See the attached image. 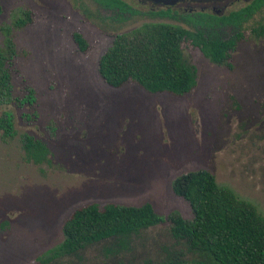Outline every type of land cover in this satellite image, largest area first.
<instances>
[{"label": "rangeland", "instance_id": "374dc122", "mask_svg": "<svg viewBox=\"0 0 264 264\" xmlns=\"http://www.w3.org/2000/svg\"><path fill=\"white\" fill-rule=\"evenodd\" d=\"M123 1L130 10L121 19L93 0H0V48L8 38L13 49L10 95L0 115L11 113L14 131L0 136V264H37L62 239L63 219L88 202H148L162 217L175 210L189 218L188 205L170 183L198 168L264 215V35L249 31L264 19V7L242 24L230 66L211 62L183 40L182 56L195 69V85L173 95L132 83L108 86L97 72L98 57L113 34L144 22L199 27L184 14L210 13L211 5L181 3L162 17L152 12L164 6ZM247 1L213 6L222 5L221 14ZM74 31L86 41L84 51L72 40ZM28 87L33 102L19 104ZM25 133L46 146V161L26 158ZM171 243L163 222L134 236L117 255L104 254L95 243L52 264L154 262Z\"/></svg>", "mask_w": 264, "mask_h": 264}, {"label": "trees", "instance_id": "16d2710c", "mask_svg": "<svg viewBox=\"0 0 264 264\" xmlns=\"http://www.w3.org/2000/svg\"><path fill=\"white\" fill-rule=\"evenodd\" d=\"M93 1L121 19L130 10L123 0ZM263 7L264 0H248L227 13H186L183 18L187 23L199 26L192 30L154 21L113 34L98 57L97 72L113 88L132 83L150 93L181 95L195 85V69L183 59L182 41L188 39L211 62L230 66V53L241 38L242 24ZM169 10L166 7L165 11L151 12L163 17L168 16ZM225 27L227 35L217 33ZM249 31L257 37L264 35V19ZM71 38L80 51L86 49L80 33L72 32ZM12 56V43L7 38L5 47L0 48V105L10 95ZM33 100L32 89L28 87L17 101L22 104ZM13 134L12 115L3 110L0 136ZM21 144L28 160L34 163L47 160L48 150L40 140L25 133ZM170 188L188 205L189 218H183L175 210L162 217L148 202L139 205L88 202L73 208L63 219L62 239L38 256L37 264H52L59 258L77 255L95 243L101 244L104 254L114 256L128 250L134 236L163 222L167 223L171 246L160 260H143L140 264H264V215L249 201L237 197L229 187L217 184L204 168L179 174L172 179Z\"/></svg>", "mask_w": 264, "mask_h": 264}, {"label": "flooded vegetation", "instance_id": "af4514ba", "mask_svg": "<svg viewBox=\"0 0 264 264\" xmlns=\"http://www.w3.org/2000/svg\"><path fill=\"white\" fill-rule=\"evenodd\" d=\"M136 1L147 4L150 9H153L155 7L160 6L158 4H154V3L150 2L149 0H136ZM216 1H220V0H181L172 6H164V7L178 6L181 3H185V4L194 3L195 5H199L200 8L207 7V6L211 5V9H212L211 11L219 12L222 9V5L219 6L218 8H215V6H213V3H215Z\"/></svg>", "mask_w": 264, "mask_h": 264}, {"label": "water", "instance_id": "95a60500", "mask_svg": "<svg viewBox=\"0 0 264 264\" xmlns=\"http://www.w3.org/2000/svg\"><path fill=\"white\" fill-rule=\"evenodd\" d=\"M154 4H158L160 6H172L181 0H149Z\"/></svg>", "mask_w": 264, "mask_h": 264}]
</instances>
